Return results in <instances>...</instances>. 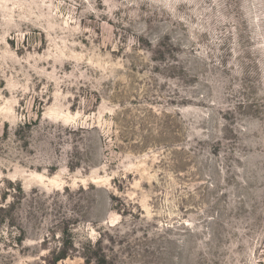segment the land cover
I'll use <instances>...</instances> for the list:
<instances>
[{"label": "rangeland", "instance_id": "1", "mask_svg": "<svg viewBox=\"0 0 264 264\" xmlns=\"http://www.w3.org/2000/svg\"><path fill=\"white\" fill-rule=\"evenodd\" d=\"M62 253L264 264V0H0V264Z\"/></svg>", "mask_w": 264, "mask_h": 264}, {"label": "trees", "instance_id": "2", "mask_svg": "<svg viewBox=\"0 0 264 264\" xmlns=\"http://www.w3.org/2000/svg\"><path fill=\"white\" fill-rule=\"evenodd\" d=\"M111 197H113L112 195H111ZM68 257V254L67 253H62V254H59V255H57L53 260H54V262H53V264H55V262H58L59 260H62V259H66ZM95 259H97L98 260V262H99V264H107V263H111V264H113V262L112 261H110L107 257H105V256H101V257H99V258H97V257H95Z\"/></svg>", "mask_w": 264, "mask_h": 264}]
</instances>
